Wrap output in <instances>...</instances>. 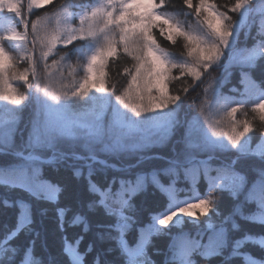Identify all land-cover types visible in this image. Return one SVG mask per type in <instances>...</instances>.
I'll return each mask as SVG.
<instances>
[{"label": "snow or ice", "instance_id": "obj_1", "mask_svg": "<svg viewBox=\"0 0 264 264\" xmlns=\"http://www.w3.org/2000/svg\"><path fill=\"white\" fill-rule=\"evenodd\" d=\"M255 5L0 0V264H264Z\"/></svg>", "mask_w": 264, "mask_h": 264}, {"label": "trees", "instance_id": "obj_2", "mask_svg": "<svg viewBox=\"0 0 264 264\" xmlns=\"http://www.w3.org/2000/svg\"><path fill=\"white\" fill-rule=\"evenodd\" d=\"M76 2H79V0H76ZM92 2L95 3L96 0H92ZM215 2L218 3V4H223V3L227 2V0H215ZM173 3L175 5H177V6H180V5H182V0H173ZM259 5H260V0H256V5L255 6L258 7ZM178 18L181 19V20L184 19L183 16H180ZM258 25H264V20H262V18L259 15H256L254 17V22L252 23V27H251V32H252L253 36L256 35V31H257V26ZM164 43H165V46L169 47L178 56L183 51L182 45H178L176 47H172L167 42H164ZM252 44H253V40L252 39H247L246 40L244 38L243 33H241L240 41L225 56V63L226 64L227 63H231L233 65V67L231 69V71L233 72V75L230 78V83L227 86L228 88H231V87L235 86L237 89H241L242 90V85L239 83V75H238L237 69L239 67L240 61L247 55V50L251 48ZM228 57H232V60L229 61ZM218 72H219V70H218ZM216 75H217V73H212V76H210L208 78V80L205 81V85H202L201 89H198V91L201 92V96L197 99V107L199 106L200 101L203 100V94H202L203 87L206 86L212 80V77H215ZM13 83H16V82L14 81ZM225 92H227V88L225 89ZM232 95H235V96L239 97V92L232 93ZM195 96H196V93H193L192 96H190L188 98L189 102ZM250 107H251V104L249 103V105H248L249 118H251ZM238 116H239L240 119L244 118L241 113H238ZM25 117H26V113L21 116V120H20V124H19L20 128L24 127V119H25ZM255 124L257 126L256 127V131L252 133V135L254 137L259 136V121H256ZM16 142L18 144L20 143L19 136H17ZM201 191H203V190L201 189ZM3 195H4V193L2 191H0V196H3ZM180 195H181V197H183V196L187 195V193H180ZM148 207L154 209V208L157 207V205L153 201L149 200L148 201ZM220 207L223 210L225 208V205L222 203L220 205ZM12 216H13V213L11 212V210H9L6 213L0 214V223L9 222L11 220ZM201 219H203V217ZM248 230L253 232V233H256V234H259V232H260L259 227H250ZM256 255L258 256L259 253L257 252Z\"/></svg>", "mask_w": 264, "mask_h": 264}]
</instances>
